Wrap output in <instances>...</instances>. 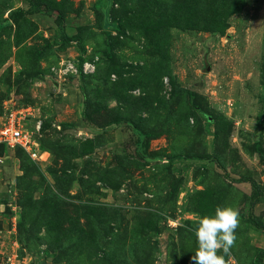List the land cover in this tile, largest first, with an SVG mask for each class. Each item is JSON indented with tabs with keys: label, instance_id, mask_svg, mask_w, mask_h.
<instances>
[{
	"label": "rangeland",
	"instance_id": "1",
	"mask_svg": "<svg viewBox=\"0 0 264 264\" xmlns=\"http://www.w3.org/2000/svg\"><path fill=\"white\" fill-rule=\"evenodd\" d=\"M22 105L0 264H193L217 206L264 264V0H0V125Z\"/></svg>",
	"mask_w": 264,
	"mask_h": 264
},
{
	"label": "clouds",
	"instance_id": "2",
	"mask_svg": "<svg viewBox=\"0 0 264 264\" xmlns=\"http://www.w3.org/2000/svg\"><path fill=\"white\" fill-rule=\"evenodd\" d=\"M238 223V211L232 207L217 206L214 215L200 218L193 230L197 241L193 264H226Z\"/></svg>",
	"mask_w": 264,
	"mask_h": 264
},
{
	"label": "built area",
	"instance_id": "3",
	"mask_svg": "<svg viewBox=\"0 0 264 264\" xmlns=\"http://www.w3.org/2000/svg\"><path fill=\"white\" fill-rule=\"evenodd\" d=\"M31 114L29 106L7 108L0 125V144L10 148L21 147L35 158L38 152L34 147V145L36 146V142L33 140L34 134L26 126L27 117ZM34 127L39 130L40 123Z\"/></svg>",
	"mask_w": 264,
	"mask_h": 264
},
{
	"label": "trees",
	"instance_id": "4",
	"mask_svg": "<svg viewBox=\"0 0 264 264\" xmlns=\"http://www.w3.org/2000/svg\"><path fill=\"white\" fill-rule=\"evenodd\" d=\"M17 148H21V147H17ZM21 149H23V148H21Z\"/></svg>",
	"mask_w": 264,
	"mask_h": 264
}]
</instances>
